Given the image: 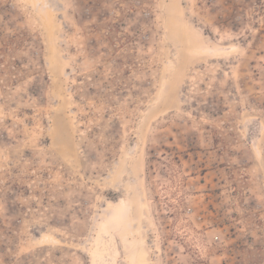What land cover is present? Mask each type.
<instances>
[{"label": "rangeland", "instance_id": "374dc122", "mask_svg": "<svg viewBox=\"0 0 264 264\" xmlns=\"http://www.w3.org/2000/svg\"><path fill=\"white\" fill-rule=\"evenodd\" d=\"M104 229L113 264H264V0H0V264Z\"/></svg>", "mask_w": 264, "mask_h": 264}, {"label": "bare ground", "instance_id": "6f19581e", "mask_svg": "<svg viewBox=\"0 0 264 264\" xmlns=\"http://www.w3.org/2000/svg\"><path fill=\"white\" fill-rule=\"evenodd\" d=\"M103 235L105 238L104 246L100 245L97 247L95 253L93 254L92 264H113L116 256H118L117 254L121 250L118 245L119 240L114 232H111L109 229H104ZM122 245L123 250L128 254V258L132 264H148L147 252L141 239L128 240L125 237L122 240Z\"/></svg>", "mask_w": 264, "mask_h": 264}]
</instances>
